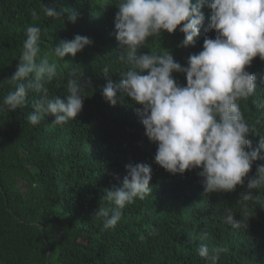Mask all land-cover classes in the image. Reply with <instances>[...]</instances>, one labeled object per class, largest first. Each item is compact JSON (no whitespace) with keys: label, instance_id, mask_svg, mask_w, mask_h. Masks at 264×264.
Returning <instances> with one entry per match:
<instances>
[{"label":"trees","instance_id":"obj_1","mask_svg":"<svg viewBox=\"0 0 264 264\" xmlns=\"http://www.w3.org/2000/svg\"><path fill=\"white\" fill-rule=\"evenodd\" d=\"M118 2L0 0V106L14 90L8 78L16 71L28 26L41 28L38 59L48 55L58 65L57 77L46 85L50 98L66 96L70 78L91 80L82 110L65 124L53 123L55 117L47 114L32 125L28 115L37 94L31 91L24 107L0 110V264H208L197 253L200 244L227 249L217 264H264V188L252 190L260 203L240 197L264 158L253 163L234 191L204 192L200 169L172 174L154 162L156 144L145 135L135 111L139 105L125 96L111 106L102 96L108 80L119 83L130 68L119 60L125 53L115 37ZM42 4L76 12L77 20L68 22L67 13L62 19L46 17ZM201 11L204 21L192 45L178 47L184 39L181 24L171 34L150 37L141 53L160 54L164 48L186 67L189 55L202 51L205 36H216L205 32L210 8ZM76 35L92 43L74 57L52 55L55 45ZM246 70L257 75V87L239 103L255 129L248 136L255 148L264 139V108L257 107L264 101V60L255 57ZM173 77L180 86L186 84L183 73ZM138 163L151 166V194L126 205L122 220L104 230V218L95 213L114 207L104 199L106 189L122 186L125 165ZM229 210L247 228L227 224ZM152 228L158 235L150 234Z\"/></svg>","mask_w":264,"mask_h":264},{"label":"clouds","instance_id":"obj_2","mask_svg":"<svg viewBox=\"0 0 264 264\" xmlns=\"http://www.w3.org/2000/svg\"><path fill=\"white\" fill-rule=\"evenodd\" d=\"M211 10L210 23L205 32L215 31L214 39L204 38L202 51L187 58V66L176 62L169 50L160 54L141 53L150 37L177 30L184 34L178 47L192 45L200 34L204 21L201 9ZM115 15V37L123 46L121 63L130 68L121 73L119 83L110 79L103 86L102 96L115 106L126 96L134 104L150 142L156 144L154 162L172 174L200 169L204 192H232L243 185L253 163L264 151V139L253 148L248 139L255 129L241 111V100L252 97L257 87V75L246 70L257 56L264 60V0H119ZM46 17L75 23L78 14L56 4H42ZM35 16L36 13H33ZM41 28L28 26L26 39L16 71L8 78L14 90L3 100L0 110L14 111L26 104L28 93L37 94L28 121L37 125L47 114L55 117L53 123L65 124L75 119L82 110L85 89L91 80H67V95L49 97L46 85L58 74L56 62L48 55L40 57ZM92 43L86 36L76 35L61 40L52 49V55L62 60L75 56ZM103 68L105 77L109 72ZM173 73H183L186 84L180 86ZM70 75L75 76V72ZM264 80V75H261ZM264 108V101L257 103ZM262 123L261 120L256 121ZM127 175L122 186L106 189L104 199L114 207H101L95 215L103 217V229L114 228L122 220V210L136 199L144 200L150 188L151 166L138 163L125 165ZM264 188V165H258L254 177L247 180L240 193L241 202L260 203L254 189ZM225 222L232 228H247L242 219L236 220L230 210ZM151 235H158L152 228ZM226 248L200 244L197 253L208 264H217Z\"/></svg>","mask_w":264,"mask_h":264}]
</instances>
